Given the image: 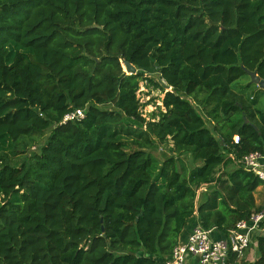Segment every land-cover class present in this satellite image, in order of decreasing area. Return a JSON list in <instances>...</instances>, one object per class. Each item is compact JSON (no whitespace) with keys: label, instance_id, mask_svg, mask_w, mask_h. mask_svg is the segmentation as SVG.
<instances>
[{"label":"trees","instance_id":"16d2710c","mask_svg":"<svg viewBox=\"0 0 264 264\" xmlns=\"http://www.w3.org/2000/svg\"><path fill=\"white\" fill-rule=\"evenodd\" d=\"M247 71L264 81V0H0V264H160L195 213L226 236L261 210ZM141 82L164 95L147 118Z\"/></svg>","mask_w":264,"mask_h":264},{"label":"built area","instance_id":"2783aa9c","mask_svg":"<svg viewBox=\"0 0 264 264\" xmlns=\"http://www.w3.org/2000/svg\"><path fill=\"white\" fill-rule=\"evenodd\" d=\"M84 111L77 109L66 114L63 123L83 118ZM238 137H234L237 144ZM260 153H250L241 158L240 163L246 170L252 172L264 182V168L260 164ZM197 191V195L200 193ZM264 222V208L253 212L246 220L238 222L234 228L223 235L214 237L216 230H204L200 226L193 229L184 243L176 245L171 254L160 264H242L246 251L250 248L253 237L259 233Z\"/></svg>","mask_w":264,"mask_h":264},{"label":"rangeland","instance_id":"374dc122","mask_svg":"<svg viewBox=\"0 0 264 264\" xmlns=\"http://www.w3.org/2000/svg\"><path fill=\"white\" fill-rule=\"evenodd\" d=\"M123 69H124V66H123ZM125 71V69H124ZM146 76L147 77H150L152 79H155V80H158V76L156 74H153V73H150V72H146ZM250 84L252 86H248L249 88L247 89V91H244V94L243 92H241V89L243 90V88H245V86L247 84ZM147 83L146 82H141L140 83V90L138 91V98L140 100V103H142L144 105V107L142 108V113L144 115V117H148L149 114L151 112H153L155 110V107L156 106H161V100L163 98V93L158 90V89H154V88H146L145 85ZM234 91L237 92V93H240L242 94L245 99L247 100H251L249 99V97H253V95H256V92L258 89V87L256 85H253L251 84V81H250V78L248 76H244L242 79H240L239 81H237L235 84H234ZM167 90V89H166ZM261 104H259L258 107H260ZM207 126L209 128H211V125L209 123H207ZM45 138L46 136L44 137H35L34 138V143L30 144V146L28 148L25 149V154H20L21 156H19V160L25 156H28L31 152H35L37 151L38 147L44 143L45 141ZM18 149H21V146L18 148ZM12 150V148H11ZM164 152V147H161L157 150L156 152V156L160 158V153ZM184 160L187 161V166L188 167H193L195 166H201V162H197V163H193V161L191 160L190 156L188 154H184ZM226 170H230V167ZM202 191V190H201ZM197 201V200H196ZM254 204L256 205V207L259 209H263L264 208V187H261L259 189H257V191L254 193ZM262 228L264 230V223L262 224ZM264 233V232H263Z\"/></svg>","mask_w":264,"mask_h":264},{"label":"crops","instance_id":"0c3cea01","mask_svg":"<svg viewBox=\"0 0 264 264\" xmlns=\"http://www.w3.org/2000/svg\"><path fill=\"white\" fill-rule=\"evenodd\" d=\"M248 76V75H247ZM242 79V78H241ZM239 81V80H238ZM249 84V83H248ZM247 84V85H248ZM250 86H252V85H250ZM249 87H246L245 86V88H243V90L241 89V92H243V94H244V91H247V89H248ZM258 89H259V87H258ZM258 89H256V90H258ZM260 90H262V89H260ZM262 91H264V90H262ZM256 94H257V92H256ZM253 97H255V95H253ZM245 98V97H244ZM252 97L250 96L249 97V99H251ZM259 104H261V106L260 107H258L259 106ZM256 110H258V111H263L264 110V93L263 94H261L260 93V95H259V98L257 99V104H256V106L254 107ZM262 156V160L260 161V164L263 166V168H264V155H261ZM230 158H232L233 159V156L232 155H230L229 156ZM235 165H237V162L236 161H234L233 160V163H230V164H228L225 168H223V171H225V172H231V171H233L234 169H235ZM230 167V170L228 171V170H226V169H228ZM261 187H264V185L263 186H260L259 188H261ZM258 188V189H259ZM200 190H205L203 187L202 188H200ZM199 195V194H198ZM198 195H197V197H196V200L198 199ZM262 210V209H261ZM260 211V210H259ZM255 212H258V211H255ZM264 223V222H263ZM197 226H199V223H198V218H197V214L195 213V215H194V217L188 222V224H187V226H186V228H185V230H184V233H183V236H182V238H180V240H179V243L178 244H182V243H184L186 240H187V237L191 234V232L193 231V229L195 228V227H197ZM260 231H259V233L258 234H256L254 237H253V241H252V243H251V245H250V248L246 251V253H245V257H244V262L245 263H252V262H254L255 261V259L257 258V252H256V236L257 235H259V234H264L263 232H264V230H263V228H262V226H260ZM217 232V231H216ZM214 235V237H216V238H223V235H221L219 232L218 233H214L213 234ZM190 262V264H191V260L189 261Z\"/></svg>","mask_w":264,"mask_h":264},{"label":"water","instance_id":"95a60500","mask_svg":"<svg viewBox=\"0 0 264 264\" xmlns=\"http://www.w3.org/2000/svg\"><path fill=\"white\" fill-rule=\"evenodd\" d=\"M123 66L126 74H136V68L128 62H123ZM247 75L250 78L251 84L256 85L259 89L264 90V81H262L255 72L247 71ZM163 86L169 90V87L163 83Z\"/></svg>","mask_w":264,"mask_h":264}]
</instances>
